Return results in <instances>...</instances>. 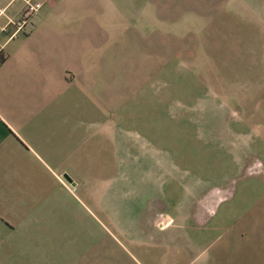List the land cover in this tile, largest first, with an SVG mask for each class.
I'll return each mask as SVG.
<instances>
[{"label":"crops","instance_id":"obj_1","mask_svg":"<svg viewBox=\"0 0 264 264\" xmlns=\"http://www.w3.org/2000/svg\"><path fill=\"white\" fill-rule=\"evenodd\" d=\"M0 8V264H17L22 238L49 240V177L81 173L88 147L100 156L103 143H116L150 63L190 46L191 62L220 61L224 78L242 80V102L264 95V0H46L12 37L15 26L1 27L21 18L23 3L0 0ZM191 190L187 205H171L180 206L177 227L157 228L154 216V234L133 229L139 257L127 254L132 264H173L162 257L166 249H195L183 264H264V196L214 216L225 197ZM215 227L222 230L209 249L199 247ZM101 261L99 246L81 264Z\"/></svg>","mask_w":264,"mask_h":264},{"label":"rangeland","instance_id":"obj_2","mask_svg":"<svg viewBox=\"0 0 264 264\" xmlns=\"http://www.w3.org/2000/svg\"><path fill=\"white\" fill-rule=\"evenodd\" d=\"M219 49L213 48L214 58ZM183 50L164 64L150 63V78L134 86L142 91L132 101L133 120L119 124L116 143H103L100 156L88 147L81 173L49 177V240L22 238L17 264H81L99 246L101 264H132L127 254L138 256L139 246L130 237L133 229L141 224L154 234V216L157 228L177 227L180 206L171 205H185L192 186L225 197L214 216L260 202L264 124L255 109L262 108L264 95L250 93L242 102V80L224 78L220 61L194 56L191 62V47ZM220 229L209 231L198 246L208 250ZM193 255L195 249L186 255L166 249L162 257L183 264Z\"/></svg>","mask_w":264,"mask_h":264},{"label":"built area","instance_id":"obj_3","mask_svg":"<svg viewBox=\"0 0 264 264\" xmlns=\"http://www.w3.org/2000/svg\"><path fill=\"white\" fill-rule=\"evenodd\" d=\"M23 3V10L21 18L17 21L9 20L7 24L1 27L3 32L7 31L8 25L11 24L15 26V30L10 34V36H15L18 31H21L22 28L26 25L28 19L31 15L38 12L44 5L46 0H21ZM4 9L0 8V14L3 13Z\"/></svg>","mask_w":264,"mask_h":264},{"label":"trees","instance_id":"obj_4","mask_svg":"<svg viewBox=\"0 0 264 264\" xmlns=\"http://www.w3.org/2000/svg\"><path fill=\"white\" fill-rule=\"evenodd\" d=\"M2 60V58H0Z\"/></svg>","mask_w":264,"mask_h":264}]
</instances>
